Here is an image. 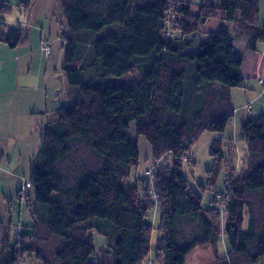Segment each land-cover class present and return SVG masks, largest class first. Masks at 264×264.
I'll use <instances>...</instances> for the list:
<instances>
[{"label":"trees","instance_id":"trees-1","mask_svg":"<svg viewBox=\"0 0 264 264\" xmlns=\"http://www.w3.org/2000/svg\"><path fill=\"white\" fill-rule=\"evenodd\" d=\"M57 1L68 28L62 69L67 105L43 127L27 182L35 191L33 234L11 242L9 228L0 225V264H24L25 257L41 264H142L154 229L162 264H185L196 248L200 264H257L264 255V223L251 211L245 222V208L252 207L248 195L264 193V115L241 127L245 168L239 174L227 169L220 213L202 208L180 161L201 131L223 133L233 117L229 90L242 86V58L233 41L245 39L250 52L264 43L257 1L203 0L194 12L176 0L171 20V0ZM18 6L28 16L30 0H18ZM11 11L0 1V21ZM218 14L235 24V36L222 30L198 43L200 25ZM23 38V28L0 22V43L14 49ZM137 71L140 78L130 86L110 83ZM133 136L145 140L156 164L144 181ZM76 147L88 151V160L75 157ZM211 155L212 181L223 159L219 143ZM168 156L172 163L159 168ZM21 190L17 197L26 203L29 190L25 199ZM153 200L160 205L157 228L145 223ZM220 235L229 247L226 258L218 256ZM95 237L101 238L98 252Z\"/></svg>","mask_w":264,"mask_h":264},{"label":"rangeland","instance_id":"rangeland-1","mask_svg":"<svg viewBox=\"0 0 264 264\" xmlns=\"http://www.w3.org/2000/svg\"><path fill=\"white\" fill-rule=\"evenodd\" d=\"M10 3L12 11L9 15L3 17V21L9 27H21L25 30V37H28L29 44L39 45L41 38H43L44 45L50 49L51 56L47 64L49 72H51L54 83L57 86L55 91H59L57 96L65 93V83L63 79V64L65 58V42L63 41V34L68 31L61 14V6L57 0H30L31 2V17L24 18L20 14L18 0H0ZM192 6L194 12H197L198 7L202 4L203 0H185ZM212 2V0H211ZM168 19L171 20L170 17ZM219 23H214L213 30ZM8 28V27H6ZM114 26L107 27L100 32V36L107 35ZM208 29V28H207ZM42 31V36H41ZM8 50V49H6ZM1 56V55H0ZM47 61V60H46ZM61 77V79H60ZM140 78V73L133 72L130 75H125L121 78H111L110 83L127 87L133 84ZM68 88L66 94L68 95ZM54 100V101H53ZM67 105V99L64 95L63 100L54 98L53 95L50 99V109L47 110L49 114L53 113V118L49 119V115L41 116L38 120L34 118L36 124L32 130H25L24 134L19 135L16 140L8 141L0 138V225L10 230V240L13 242L17 237H30L33 234L32 220L30 217V205L34 203L35 191L33 188L29 190L27 202H20L17 194L20 193L22 187L30 182V172L32 169L33 161L35 160L38 150L41 145L43 127L49 121L55 119V111ZM39 117V116H38ZM46 119V120H44ZM7 121V128L11 132L15 129V117L0 118V123ZM33 123L30 124L32 128ZM29 128V129H31ZM4 134L7 133V130ZM5 130V129H4ZM8 131V132H9ZM238 129L234 122L227 125L223 133L201 131L198 138L193 142L190 150L185 156H182L180 161L182 164L183 175L187 178L192 190L202 198V208L205 211H211L214 208L217 211L222 210L220 196L225 192L227 169H230L239 174L245 168V159L247 155V147L241 138H238ZM140 148V167L138 169V177L145 180L144 173L149 168L154 166V161L151 157V149L143 138L137 139L132 137ZM215 143H219L220 151L223 154L222 162L219 166L216 177L209 178V171L214 165V158L211 151ZM75 157H83L86 160L90 157L86 149L76 147ZM149 153V154H148ZM149 158L148 160L146 158ZM147 161V162H146ZM171 158L168 156L166 159L160 161L159 168H166L171 164ZM156 165V164H155ZM148 176L147 174H145ZM153 177V172L150 174ZM152 180V179H151ZM153 184V183H152ZM150 185V189L152 188ZM14 193L16 196L13 197ZM218 196L217 203H214V198ZM226 200V198H225ZM247 200L251 203V210L245 208V222L248 219V212H253V215L258 224L264 223V193L251 194L247 196ZM154 207H152L145 223L152 224L157 228L160 221V205L156 200H153ZM222 217L221 227L224 225L226 217L225 213ZM246 228V223L243 225ZM3 230H5L3 228ZM95 247L98 252L100 237H95ZM100 238V239H99ZM150 256L142 264H162V255L155 250L159 234L157 229L152 230L151 235ZM1 240V235H0ZM218 256L226 258L229 252L227 240L223 235L218 238ZM156 256V257H155ZM24 264H39L34 258L25 257ZM185 264H200V250L194 249L186 258Z\"/></svg>","mask_w":264,"mask_h":264},{"label":"crops","instance_id":"crops-1","mask_svg":"<svg viewBox=\"0 0 264 264\" xmlns=\"http://www.w3.org/2000/svg\"><path fill=\"white\" fill-rule=\"evenodd\" d=\"M256 1L259 6L258 23L264 27V0ZM212 2H215V0H212ZM20 14L24 18L31 17V11L28 16H25L21 11ZM0 22L8 27L7 29H14L9 27L3 19ZM214 23L219 24L213 30L212 26ZM222 30L229 32L232 37L236 34L235 24L223 21L220 14H218V18L206 21L200 25L195 40L200 43L208 34ZM42 34L41 31V36ZM29 41L28 37L23 38L14 49L0 43V118L1 116L6 118L15 117L16 122L15 129L11 132L6 126L8 125L7 121L0 123V138L16 143H19L16 140L19 135L24 134L25 130H32L34 128L36 124L33 122L34 118L38 120L41 116L45 117V115H49V119L53 118V113L49 114L47 111L50 109L52 95L61 101L64 95L65 97L67 95V87L65 85V93L60 97L57 96L58 92L62 91L63 88L55 91L57 86L54 83L51 72H49L47 64L51 52L46 56L43 38H41L38 46L29 44ZM233 46L236 55L242 58L240 71L242 86L229 90L233 117L228 124L233 120L234 127L236 126L239 130L238 138H240L241 127L245 122L251 118L264 115V43L258 45L256 52L248 51L246 40L242 38H235ZM32 123L33 127L31 128L30 124ZM6 129H8L7 133L4 134ZM146 159L148 160L149 158L147 157ZM14 196H16V193H14ZM146 224L153 227L152 224ZM148 256H150V253ZM39 264L41 263L39 262ZM257 264H264V255Z\"/></svg>","mask_w":264,"mask_h":264},{"label":"built area","instance_id":"built-area-1","mask_svg":"<svg viewBox=\"0 0 264 264\" xmlns=\"http://www.w3.org/2000/svg\"><path fill=\"white\" fill-rule=\"evenodd\" d=\"M176 5H178V3H177L176 0H171L168 3L169 13H168V16L167 17H170L171 19L174 17V7ZM44 51H45L46 56H48L49 55V52H50V49H49V47L47 45L44 46ZM29 188H30V185L28 183H26L22 187L21 195H20V198L21 199H25V196L28 193Z\"/></svg>","mask_w":264,"mask_h":264}]
</instances>
